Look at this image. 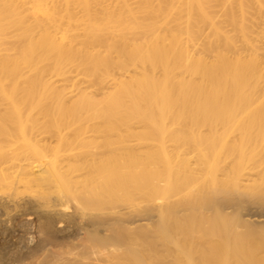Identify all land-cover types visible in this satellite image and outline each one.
<instances>
[{
  "label": "rangeland",
  "instance_id": "obj_1",
  "mask_svg": "<svg viewBox=\"0 0 264 264\" xmlns=\"http://www.w3.org/2000/svg\"><path fill=\"white\" fill-rule=\"evenodd\" d=\"M169 1L0 0V115H21L27 119V132L55 124L58 119L54 117H66L79 128L102 133L92 140L90 149L109 139L116 141L120 134H126L121 138L141 150L148 140L154 141L156 145L143 157L163 162L176 157V138L186 132L182 111L193 108L195 128L207 126L202 123V113L196 111L201 100L209 101L214 96L226 67L238 70L240 75L221 86L223 93L218 101L204 113L264 115V0H193L190 35L178 8L165 17ZM172 2L177 5L179 0ZM177 26L179 33L172 35L171 30ZM211 70L214 83L206 77ZM254 156L246 163L241 161L244 164L222 158L215 168L211 166L218 174L210 172L203 177L195 170L193 152L183 154L188 170L184 180L193 190L218 187V180L229 189L244 191L243 183L256 176L246 192L264 195V151L258 150ZM243 166H249L246 171L252 172L251 178L245 179L249 176L246 171L245 178L240 175ZM140 170L147 179L157 174L151 166ZM161 174L164 177L166 171ZM160 184L169 194L178 191L172 179ZM198 209L193 211V232L220 240L225 228L221 224L213 226L210 217L215 211L213 215L212 211ZM260 209L249 206L245 218L248 215L260 221L263 229L258 225L254 229L264 238V209ZM158 213L162 222L171 218L169 210ZM0 216L3 218L4 212L0 211ZM241 225L235 223L236 230L243 233ZM18 229L13 234L17 240L21 235ZM1 241L0 251L4 247ZM255 249L264 253V247L249 251ZM152 257L154 264H172L165 250L159 249ZM198 257L191 256L192 264L199 263ZM240 257L264 264V256ZM234 258L224 259H228L227 264H236ZM41 259L35 256L30 261L38 264ZM182 259L188 264L186 257Z\"/></svg>",
  "mask_w": 264,
  "mask_h": 264
},
{
  "label": "bare ground",
  "instance_id": "obj_2",
  "mask_svg": "<svg viewBox=\"0 0 264 264\" xmlns=\"http://www.w3.org/2000/svg\"><path fill=\"white\" fill-rule=\"evenodd\" d=\"M174 8L184 14L186 33L192 34L193 0H179L177 5L172 0L166 2L165 17ZM179 31L177 26L171 33L177 35ZM239 75L238 70L226 67L211 101L203 99L199 103L196 112L202 113L205 128H195L193 108L182 111L186 132L176 138V157L163 162L143 157L156 145L154 141L148 140L141 150L121 138L126 134H120L118 140L109 139L90 149L92 140L102 134L99 130L79 128L66 117H54L58 119L55 124L27 132V119L1 114L0 211L5 216H0V240L4 245L0 264H32L30 260L35 256L42 258L36 261L38 264H154L151 258L159 249L169 253L172 264H183V256L188 264H192L191 256L201 257L196 264H219L222 257L220 264H227L226 256L235 257L236 264H262L258 259L249 258L248 262L240 257L264 256L257 249L249 251L264 247L262 233L254 229L261 227L260 221L248 215L245 218L249 206L264 209L263 193L246 192V186L256 177L251 178L250 170L246 171L249 166L239 172L245 178L246 171L249 176L245 179H252L243 183L244 191L229 189L218 180V187L211 184L215 187L193 190L184 180L188 170L183 154L193 152L195 170L207 177L210 172L218 174L214 168L222 158L246 163L258 150L264 151V115L204 113L218 101L223 93L221 86ZM206 77L214 83L212 70ZM190 89L193 92V82ZM191 99L193 102V94ZM147 166L156 168V176L147 179L141 175L140 169ZM171 179L178 187L175 194L160 188L162 181ZM198 208L212 214L215 211L210 217L213 226L221 224L225 228L220 240L193 232V211ZM163 209L171 212L168 222L159 218L158 212ZM237 221L245 228L243 233L236 230ZM19 227L17 240L13 234Z\"/></svg>",
  "mask_w": 264,
  "mask_h": 264
}]
</instances>
